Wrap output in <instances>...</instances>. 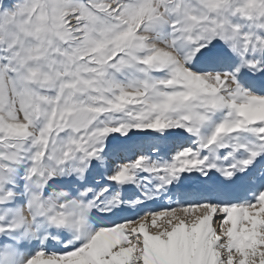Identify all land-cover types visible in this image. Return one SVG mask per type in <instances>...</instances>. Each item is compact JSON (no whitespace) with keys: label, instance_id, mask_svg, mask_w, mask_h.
I'll return each instance as SVG.
<instances>
[{"label":"snow or ice","instance_id":"obj_1","mask_svg":"<svg viewBox=\"0 0 264 264\" xmlns=\"http://www.w3.org/2000/svg\"><path fill=\"white\" fill-rule=\"evenodd\" d=\"M0 264H264V0H0Z\"/></svg>","mask_w":264,"mask_h":264}]
</instances>
